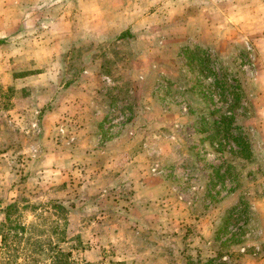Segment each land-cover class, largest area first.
<instances>
[{"label": "rangeland", "instance_id": "obj_1", "mask_svg": "<svg viewBox=\"0 0 264 264\" xmlns=\"http://www.w3.org/2000/svg\"><path fill=\"white\" fill-rule=\"evenodd\" d=\"M24 1L0 61L10 264H264V0Z\"/></svg>", "mask_w": 264, "mask_h": 264}, {"label": "crops", "instance_id": "obj_2", "mask_svg": "<svg viewBox=\"0 0 264 264\" xmlns=\"http://www.w3.org/2000/svg\"><path fill=\"white\" fill-rule=\"evenodd\" d=\"M15 0H0V35L2 36V39L5 40V41H2L5 46L4 48L2 49L1 46H0V61H4V65H6L7 62H9V40L7 41V39H9V17H12V15H10L11 12H14L15 9L13 8L12 4ZM24 6H22V9L24 10L26 7H28V5H26L29 1H24ZM216 6V5H214ZM215 11H217L215 14L216 16H222V13H221V10H218V7L214 9ZM157 13V12H156ZM126 16V15H125ZM131 16V15H129ZM156 14L155 12H153L151 15H150V18H153L151 20H154L156 19ZM215 16V17H216ZM256 18L255 15H252L251 16V22L254 23L256 22ZM88 19V17H87ZM227 22H230V23H235L237 22L238 18L234 15V14H231L229 15L227 18H226ZM88 23V21H87ZM228 24V23H227ZM187 27H185V29H191V26L188 24H186ZM252 28H256L257 26L256 25H252L251 26ZM214 28V24L213 25H210L207 29H213ZM68 29H76L75 28V24L72 22ZM15 29H12L11 33H17L19 29H16V31H14ZM77 31L75 30H72L69 34V38H67L68 40H74L75 36L77 35L76 33ZM76 33V34H75ZM10 36V39L11 40H15V36ZM133 36L132 32L130 30H126V31H123L120 35H119V38H127V39H131ZM2 53V54H1Z\"/></svg>", "mask_w": 264, "mask_h": 264}, {"label": "trees", "instance_id": "obj_3", "mask_svg": "<svg viewBox=\"0 0 264 264\" xmlns=\"http://www.w3.org/2000/svg\"><path fill=\"white\" fill-rule=\"evenodd\" d=\"M58 209H60L61 211H63V206L62 205H58L57 206ZM16 209V205H9L6 208V217H5V223L2 224L1 228L3 229L0 233V237H1V247H0V264H10V259L13 256L14 253L17 252V249L14 248V244H15V239L17 238V235L12 236L9 239V225L7 224V222L9 221V214L11 210ZM7 221V222H6ZM20 228V227H19ZM37 226L36 225H31L29 228L26 229V227H21L20 229L22 230V232H29V236L28 238L25 240L26 244H28L29 240H33V243H35V246L32 247L31 249H23L22 251L24 253H33L35 251L38 252H43V247L40 243V241H38L37 239L33 238V232L37 230ZM13 246V247H12ZM11 249V251H10ZM54 249H57V258L58 257H63L65 256V253L62 252V250L60 248L55 247ZM45 250V249H44ZM45 252V251H44ZM59 264H61L59 262Z\"/></svg>", "mask_w": 264, "mask_h": 264}]
</instances>
